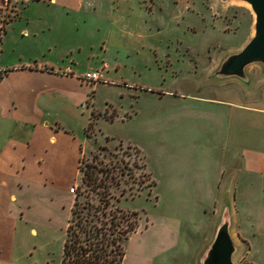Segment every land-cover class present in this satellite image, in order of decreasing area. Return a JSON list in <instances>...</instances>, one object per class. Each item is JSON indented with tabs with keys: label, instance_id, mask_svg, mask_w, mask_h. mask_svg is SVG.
Returning <instances> with one entry per match:
<instances>
[{
	"label": "rangeland",
	"instance_id": "obj_1",
	"mask_svg": "<svg viewBox=\"0 0 264 264\" xmlns=\"http://www.w3.org/2000/svg\"><path fill=\"white\" fill-rule=\"evenodd\" d=\"M0 8L1 19H6L5 29L0 20L1 62L63 58L77 61L79 73L98 66L107 79L97 85L87 82L93 87L95 107L101 111L95 113V125L88 129L91 143L82 147L73 194L97 202L84 174L88 168H108L120 183L111 192L116 197L121 191L124 195L117 202L120 209L137 211L139 225L145 218L153 222L152 237L136 233L126 243V264H132L139 245L150 253L162 249L153 255V264H197V257L213 239L224 203L233 207L232 229L239 247L235 263L264 264L263 176L237 170L222 178V183L231 181L233 186L224 183L220 191L207 192L193 190L191 184L182 189L167 187L156 175L150 178L143 165L145 158L167 160L171 135H182L175 125L170 126L171 116L183 117L190 109L192 134L200 135L195 120L201 118L203 109L187 95L202 97L209 90L237 88L205 76L220 57L240 50L253 35L255 16L248 4L219 0H11L7 6L6 0H0ZM57 41L59 47L49 48ZM247 71L261 74L257 65ZM148 88L154 95L145 91ZM167 91L173 92L165 95ZM191 103L196 104L194 111ZM171 107L175 111L171 112ZM81 112L84 117L89 113L83 106ZM205 142V138L198 139L191 148L196 152L194 146L202 143L207 150ZM138 147L146 152L145 158ZM235 163L237 167L243 164L241 159ZM107 181L112 182L108 177ZM60 213L63 223L64 213ZM31 226L38 229V236L32 234ZM20 237L31 248L37 247L30 255V250L26 252L32 262L60 264L65 237L60 228L53 226L49 231L29 222L21 226ZM172 240L176 245L170 246Z\"/></svg>",
	"mask_w": 264,
	"mask_h": 264
},
{
	"label": "crops",
	"instance_id": "obj_2",
	"mask_svg": "<svg viewBox=\"0 0 264 264\" xmlns=\"http://www.w3.org/2000/svg\"><path fill=\"white\" fill-rule=\"evenodd\" d=\"M51 44L49 48L61 45L60 41ZM106 64L107 59L103 60V67ZM0 68L9 70L0 79V264H37L26 254L29 250V255L32 254L37 247L31 248L24 242L20 228L29 222L49 231L54 226L66 237L76 199L69 189L78 185L74 174L80 167L82 147L91 143L86 127L92 112L101 111L95 107L93 87L84 80V74L94 69H100L102 74L103 71L90 66L85 73H79L77 61L70 63L63 58L55 62L32 58L13 63L0 61ZM231 83L237 88L224 87L214 93L209 90L202 97L187 95L200 102L198 106L203 109L201 118L195 120L201 128L200 135L192 134L190 109L183 117L171 116L170 126L175 125L182 135L178 138L175 133L171 135L167 160L160 161L157 157L147 160L144 149L138 147L150 178L154 174L160 184L164 181L167 187L175 189L191 184L193 190L214 192L221 190L226 174L237 170L264 177V78L256 80L251 92L236 81L222 84ZM97 84L96 81L93 85ZM145 91L154 95L149 88ZM168 92L173 91L165 95ZM155 94L164 97L162 93ZM82 106L88 109L87 117L81 112ZM190 106L194 111L196 104ZM170 110L173 112L175 108ZM207 132L210 137L204 136ZM201 138L206 139L207 150L199 143L194 146L195 152L191 145ZM240 159L243 164L237 167L235 161ZM226 183L233 186L231 181ZM60 212L64 213L63 223ZM144 220L139 225L141 229L133 231L128 240L136 233L144 238L153 236V222ZM30 231L39 234L35 226ZM172 245H176V240H172ZM160 251L157 247L150 253L146 246L139 245L132 264H153V255Z\"/></svg>",
	"mask_w": 264,
	"mask_h": 264
},
{
	"label": "trees",
	"instance_id": "obj_3",
	"mask_svg": "<svg viewBox=\"0 0 264 264\" xmlns=\"http://www.w3.org/2000/svg\"><path fill=\"white\" fill-rule=\"evenodd\" d=\"M24 1L26 0H22ZM10 2L11 0H6V5L8 6ZM11 19L9 17V20ZM0 20L4 25L6 19L0 17ZM4 27L5 25L2 26ZM8 71L0 68V79ZM95 122V113L92 112L91 120L86 127L88 135L90 134L88 129L94 127ZM97 172L102 173L101 176ZM84 175L86 184L98 196V201L90 200L89 197L84 201L83 194L77 193L66 228L60 264H123L126 242L139 226L140 218L137 211L129 213L120 209L117 202H120V197L124 195L121 191L120 197H116L111 192L112 188L118 187L120 183L118 180L114 181L108 168L104 170L88 168ZM107 177L112 182L107 181ZM152 183L154 184L153 181Z\"/></svg>",
	"mask_w": 264,
	"mask_h": 264
},
{
	"label": "water",
	"instance_id": "obj_4",
	"mask_svg": "<svg viewBox=\"0 0 264 264\" xmlns=\"http://www.w3.org/2000/svg\"><path fill=\"white\" fill-rule=\"evenodd\" d=\"M222 2L243 1L248 4L255 16L254 33L240 50L219 58L215 67L209 70L205 78L218 79L221 83L239 82L247 92H251L256 80L264 78V0H219ZM257 65L260 73L247 70ZM263 72V73H262ZM230 187V185H228ZM229 192V190L227 191ZM219 220L215 225L212 241L197 257V264H236L234 257L238 253L234 224L233 207L223 204Z\"/></svg>",
	"mask_w": 264,
	"mask_h": 264
},
{
	"label": "built area",
	"instance_id": "obj_5",
	"mask_svg": "<svg viewBox=\"0 0 264 264\" xmlns=\"http://www.w3.org/2000/svg\"><path fill=\"white\" fill-rule=\"evenodd\" d=\"M84 80H86L87 82H96L103 80L102 72L100 71V69L88 71L84 74ZM75 190L76 188L74 186L69 189L71 193L75 192Z\"/></svg>",
	"mask_w": 264,
	"mask_h": 264
}]
</instances>
